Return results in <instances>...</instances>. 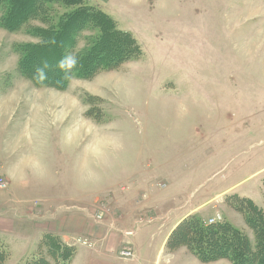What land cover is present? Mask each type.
Returning a JSON list of instances; mask_svg holds the SVG:
<instances>
[{"label":"rangeland","instance_id":"1","mask_svg":"<svg viewBox=\"0 0 264 264\" xmlns=\"http://www.w3.org/2000/svg\"><path fill=\"white\" fill-rule=\"evenodd\" d=\"M86 6L133 38L139 54L89 80L73 78L63 90L21 76L19 49L39 42L33 28L55 26L71 8L49 6L47 19H31L16 32L0 25V233L43 231L52 225L41 218L79 208H89L95 226L115 212H136L143 230L157 224L147 223L154 217L171 225L203 204L177 227L192 215L205 224L220 219L253 245L238 200L264 213V0H87ZM4 11L1 5L0 20ZM78 37L82 49L98 31ZM16 147L39 171L52 162L57 173L47 188L58 196L40 192L53 179L47 173L23 174L11 190L4 151L9 159ZM83 163L85 175L78 173ZM0 246L8 253L0 264L33 258L11 255L1 237ZM130 252L124 259L134 258ZM178 257L170 264H189Z\"/></svg>","mask_w":264,"mask_h":264},{"label":"trees","instance_id":"2","mask_svg":"<svg viewBox=\"0 0 264 264\" xmlns=\"http://www.w3.org/2000/svg\"><path fill=\"white\" fill-rule=\"evenodd\" d=\"M86 2L0 0V7L5 8L0 25L8 32L20 30L31 19H47L49 6L71 8L63 13L55 26L32 29L39 42L19 49L18 70L21 76L37 87L51 86L63 90L73 78L89 80L100 71L117 69L139 54L133 38L118 31L110 18L86 6ZM91 29L98 31V37L87 47L77 49L78 36ZM238 201V209L253 232V245L245 234L227 221L208 225L192 215L189 221H183L173 231L168 248L185 246L202 263L226 259L230 264H264V213L248 199ZM42 241L35 257L22 264H50L47 258L57 261L55 264L69 263L74 254L72 247L50 234ZM2 249L0 246V259L8 254Z\"/></svg>","mask_w":264,"mask_h":264},{"label":"crops","instance_id":"3","mask_svg":"<svg viewBox=\"0 0 264 264\" xmlns=\"http://www.w3.org/2000/svg\"><path fill=\"white\" fill-rule=\"evenodd\" d=\"M19 149H20L19 147H16L14 153L11 155L9 159L7 157L9 149L8 151L7 150L4 151L5 167L3 174L5 176L8 175L10 181H15V184L13 185L10 184V186L12 187L11 190L14 191L15 186L20 185L21 176L23 174L26 175L29 173L30 174L40 173L44 175L45 173H47V175L50 176L53 175V179L49 180L50 183H46L45 185L40 186L42 187L40 189V192H44L45 194H47L48 197H52V198L58 196L56 194L58 193V191H52V189L47 188V186H53L54 176H56L55 174L57 173V171H53V169L50 168L53 165L52 162L45 163L44 165H42V167L44 166L45 169L43 171L42 169L39 171L36 165L30 163V159L28 158V156L23 157L21 154H19ZM12 157L14 158L11 161ZM84 165L85 164L83 163V168L78 169L79 174L85 175ZM87 173H89L88 168H87ZM26 185L27 183H24L23 186ZM83 186L84 183L82 184V193L84 194ZM226 191L228 190H224L223 192ZM25 197L28 198L27 196ZM45 202H49V200H45ZM148 202L149 203H147V205L149 206L151 200H148ZM57 203L55 204L58 208ZM63 203L69 205L67 207H73L70 201ZM37 204L38 202L36 203V206ZM43 205L44 203L41 202L39 204V207H43ZM202 205L203 204H200L197 207L190 210L189 212H187L186 214H184L183 216L176 218V220L172 222L173 224L171 225L170 224L165 225L166 220L163 221L161 218L159 219L157 218L158 219L157 220L154 217L147 223L150 224L154 221L157 224L152 225V227L149 229H143V230L140 229L141 227L138 229L137 225H139L138 224L139 221H136V212L132 214H127L126 217L121 215L122 211L115 212L120 214H113L110 215V217L104 216L99 221L100 223H98V225L95 226L91 223L90 217H88L89 208L87 209L79 208L80 211L76 213H71L67 216L65 215L62 216V214H58V215L55 214V215L47 216L45 218H41L42 223L45 226L52 225L53 228L55 225H59L57 227L58 229L55 228L52 229L50 227H46V229L42 231L40 227L31 226L30 229L24 230V233L22 231L20 232L14 231L13 233H11V235H4L12 231L10 232L2 231V233H0V237L4 241V244L7 246L8 251L10 252L11 255L15 251L18 253L19 256H22V258H26L29 256L34 257V255H36L39 248L38 244H39L40 236L42 234H52L54 236L59 237L62 240V242H64L67 246L72 247L74 249V254L68 264H145V263L160 264L161 261L163 262L165 261V263L170 264L172 260H176L177 258H179L178 256L180 257L182 256L185 259V261L189 262V264H204L200 260H198L185 246H180L175 249H169L168 245L166 246L167 241L169 240L174 229L183 220V218H185L188 214H195L198 216V211L201 210ZM123 207L124 205H121L119 207L115 206V208L118 209H122ZM118 209H116V211H118ZM27 211L28 210H25V213H27ZM25 216L28 219V216L27 215ZM75 216L76 217L78 216L80 221L79 223L73 221L74 219L73 217ZM62 217H66V218L61 223H58V221ZM209 220H214L215 223L216 221L218 222L221 221L220 219L210 218L207 220L206 224H208ZM10 221L13 220L10 219ZM28 221H31L30 222L31 225L35 223V221L33 220H26V222ZM129 232L132 234H129ZM77 238L86 242L90 240L92 245H90V247H85L80 244L73 243L74 239ZM143 239L145 240L143 241ZM122 248L130 249L134 254V258L133 259L120 258L119 251ZM144 251H147L149 255L144 256ZM175 263L180 264V261H176ZM212 263H218V262H209L206 264H212Z\"/></svg>","mask_w":264,"mask_h":264},{"label":"built area","instance_id":"4","mask_svg":"<svg viewBox=\"0 0 264 264\" xmlns=\"http://www.w3.org/2000/svg\"><path fill=\"white\" fill-rule=\"evenodd\" d=\"M209 224H213L214 223V220H209L208 222ZM75 244H80L82 246H85V247H90V244L86 241H83V240H76V243ZM131 250L128 249V248H124L123 251H120L119 252V256L120 258H128V257H131Z\"/></svg>","mask_w":264,"mask_h":264}]
</instances>
